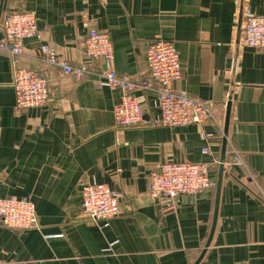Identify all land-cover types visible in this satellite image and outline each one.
<instances>
[{
    "label": "crops",
    "instance_id": "obj_1",
    "mask_svg": "<svg viewBox=\"0 0 264 264\" xmlns=\"http://www.w3.org/2000/svg\"><path fill=\"white\" fill-rule=\"evenodd\" d=\"M17 10L34 13L38 29L21 64L45 74L50 94L44 106L17 109L11 59L0 51V198L31 201L39 224L0 226V264H264V50L240 42L242 13L264 15V0H0V41L5 16ZM91 29L108 33L114 72L131 78L146 72L149 43L172 42L182 71L175 89L207 102L211 118L115 127L120 90L97 84L99 63L84 52ZM42 45L90 74L76 80L47 66ZM228 101L226 150L241 164L219 180ZM155 115L149 108L144 117ZM168 162H215L211 187L150 198L148 176ZM83 183L122 195V214L106 228L84 215Z\"/></svg>",
    "mask_w": 264,
    "mask_h": 264
},
{
    "label": "built area",
    "instance_id": "obj_2",
    "mask_svg": "<svg viewBox=\"0 0 264 264\" xmlns=\"http://www.w3.org/2000/svg\"><path fill=\"white\" fill-rule=\"evenodd\" d=\"M34 13L17 10L5 16L0 41V51L11 59L12 87L15 107L26 110L44 106L49 99V84L45 74L39 69L26 68L21 57L26 40L38 36ZM242 45L264 50V15L242 13ZM84 52L90 64L99 63L98 86L120 90L119 101L113 107L115 127L130 128L144 125L181 127L202 126L211 118L207 102L195 100L183 91H177L174 83L181 78V64L172 42L155 40L144 51L146 72L131 78L119 76L112 68L113 47L107 32L91 29L84 40ZM37 56L47 66L58 68L62 75L81 80L90 74L87 65L71 66L48 45L37 49ZM139 95H150L145 101ZM156 110L152 120H146L145 111ZM206 154L207 149L203 148ZM223 168L241 164L240 156L234 150L225 151ZM227 158V161H226ZM215 162L190 163L168 162L155 166L147 182V195L152 199L177 200L194 196L208 189L212 183L209 169ZM82 211L100 229L122 214V195L107 185L83 183L80 187ZM0 226L25 231L38 228V218L33 203L15 197L0 198ZM114 243L109 244L112 247Z\"/></svg>",
    "mask_w": 264,
    "mask_h": 264
},
{
    "label": "water",
    "instance_id": "obj_3",
    "mask_svg": "<svg viewBox=\"0 0 264 264\" xmlns=\"http://www.w3.org/2000/svg\"><path fill=\"white\" fill-rule=\"evenodd\" d=\"M230 107H231V103L228 101L227 105H226V114H225L224 130H223V143H222V151H221L220 166H219V180H220V176L223 172V163L225 160L224 154H225L226 143H227V130H228V124H229ZM218 186H219V184H218ZM187 198L188 197H184V199H187Z\"/></svg>",
    "mask_w": 264,
    "mask_h": 264
}]
</instances>
